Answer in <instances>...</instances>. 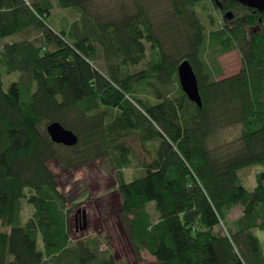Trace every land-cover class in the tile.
Here are the masks:
<instances>
[{"label":"trees","instance_id":"16d2710c","mask_svg":"<svg viewBox=\"0 0 264 264\" xmlns=\"http://www.w3.org/2000/svg\"><path fill=\"white\" fill-rule=\"evenodd\" d=\"M204 1L232 21L206 24ZM57 9L77 18L57 23ZM252 24L262 30L250 37ZM234 49L238 73L201 76L206 51ZM183 60L202 107L180 86ZM53 122L77 144L53 142ZM226 128L238 136L213 144ZM102 157L117 173V217L136 255L264 264V168L251 190L238 175L264 167V14L238 0H0V264H117L100 238H72L73 211L49 165L73 170ZM133 161L143 174L127 181Z\"/></svg>","mask_w":264,"mask_h":264},{"label":"rangeland","instance_id":"374dc122","mask_svg":"<svg viewBox=\"0 0 264 264\" xmlns=\"http://www.w3.org/2000/svg\"><path fill=\"white\" fill-rule=\"evenodd\" d=\"M202 4L204 6H199L197 12L202 19L205 18L203 21L206 24L212 23V28L224 25L226 23L225 17L227 19L233 18L232 15L226 16L221 13L208 2L204 1ZM55 15L69 19L70 23L77 18V15L73 14V12L68 11L66 13L60 9L55 11ZM60 18H57V23ZM261 30L262 28L259 24H252L248 28V34L252 37L253 34ZM201 57L203 59L201 64L204 67L201 76L208 78L210 81H218L234 75L242 67L241 55L238 49L223 54L206 51ZM18 76V73L12 74L10 81L15 80ZM7 81H5V88L9 84ZM238 134V128H226L214 136L212 143L228 142L237 137ZM136 152L140 159L150 161L143 147H137ZM49 165L57 177L60 191L69 200L68 207L73 211L70 216V229L74 240L100 238L101 242L99 243L101 246H99L104 249L106 254L112 255L117 264H158L155 258L147 251L141 252L139 256L136 255L126 234L123 232L117 217V212L122 205L118 176L107 157H102L97 161L73 170L63 167L59 159L52 160ZM263 168V166L254 165L239 171L238 175L247 189L251 190L256 186V175ZM123 173L126 180L131 181L133 178L141 176L143 170L136 161H133L130 167L123 170ZM154 207V202L148 204V208L153 214ZM31 210V207L25 205L24 219ZM241 214V208L237 207L230 213L229 219L232 221L236 220ZM85 223L86 227L82 229ZM256 234L260 238L264 252V233L256 230Z\"/></svg>","mask_w":264,"mask_h":264},{"label":"water","instance_id":"95a60500","mask_svg":"<svg viewBox=\"0 0 264 264\" xmlns=\"http://www.w3.org/2000/svg\"><path fill=\"white\" fill-rule=\"evenodd\" d=\"M243 5L259 10L264 14V0H238ZM231 16V15H227ZM178 77L182 90L188 98L202 107V99L196 73L188 60H183L178 66ZM47 132L53 142L65 146H74L78 142V136L71 130L64 128L59 122L47 125ZM86 227V223L82 229Z\"/></svg>","mask_w":264,"mask_h":264},{"label":"flooded vegetation","instance_id":"af4514ba","mask_svg":"<svg viewBox=\"0 0 264 264\" xmlns=\"http://www.w3.org/2000/svg\"><path fill=\"white\" fill-rule=\"evenodd\" d=\"M230 21H232V19H231ZM258 33H259V32H258Z\"/></svg>","mask_w":264,"mask_h":264}]
</instances>
